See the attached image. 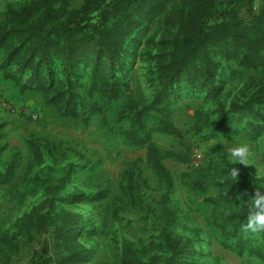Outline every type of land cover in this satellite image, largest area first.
I'll list each match as a JSON object with an SVG mask.
<instances>
[{
  "label": "rangeland",
  "instance_id": "1",
  "mask_svg": "<svg viewBox=\"0 0 264 264\" xmlns=\"http://www.w3.org/2000/svg\"><path fill=\"white\" fill-rule=\"evenodd\" d=\"M39 1L0 0V264H264V232L242 230L264 169V18L251 24L264 0H126L101 25L85 15L92 0H52L47 14ZM43 27L70 29L34 60L79 118L5 76L37 85L24 54ZM103 77L129 88L111 98ZM129 101L144 129L123 113ZM163 116L179 136L159 130ZM146 134L174 154L171 187ZM238 141L249 165L228 159Z\"/></svg>",
  "mask_w": 264,
  "mask_h": 264
},
{
  "label": "trees",
  "instance_id": "2",
  "mask_svg": "<svg viewBox=\"0 0 264 264\" xmlns=\"http://www.w3.org/2000/svg\"><path fill=\"white\" fill-rule=\"evenodd\" d=\"M91 1V0H90ZM126 0H92L89 2L88 6L85 7V15H87L88 20L97 19L99 20L100 25L104 24L110 16L114 15V13L121 7L125 6ZM52 3V0H40L38 2V5L36 6V11H42L43 14L47 13H53L50 9V5ZM29 13L28 11H25L23 13L20 12H14L13 14V22L15 26L20 25L23 21H27L26 15ZM97 13V15L92 16L93 14ZM258 15V14H257ZM264 18V9H262L261 14H259L254 22L251 24L253 26H258V22L261 21ZM43 22V21H42ZM35 28L39 29L37 27V23H35ZM32 28V26H31ZM28 27L25 28L27 30ZM227 31V30H226ZM38 36V42H35V44L32 46L31 49H28L25 52V58L31 62V64L36 65L34 68V81L37 83L36 86L33 85H22L21 81L18 77L11 75L9 73H6L5 76L8 79H11L15 81L18 85H21L22 90H40L43 91L45 94L47 100L49 103L53 104L56 109L58 110L60 116L62 117H72V118H79L80 117V111L78 110L77 104H74L71 98L68 97V92L64 91L63 89H57L53 90V87L55 88V79L50 78L49 76H46L42 73V67L41 63L35 62V53L38 48H41L42 45L46 42V40L56 35L58 37H69L70 35V29L69 28H45L43 27L40 32L37 34ZM37 37H35L37 41ZM3 44L6 46V39L3 38L2 40ZM8 48V47H6ZM44 51V49H42ZM14 56V54L12 55ZM68 60L73 62L75 59L68 57ZM54 77V75L52 76ZM95 77H98V73H95ZM104 79L103 87L106 92L111 93V98H119L126 89L129 88L128 84L122 83L120 80H111L109 78ZM159 109V108H154ZM99 111L98 105L94 104L92 107L91 114ZM136 112L134 116L135 124L139 125L140 128H145V117H146V110H139V107L136 102L129 101L123 110V113H134ZM169 118V117H168ZM258 120V119H257ZM259 120H261L259 118ZM159 130L163 133L179 136L180 131L172 126L169 123V120L163 116L160 121V127ZM138 142L141 144H147L148 149V161L154 168L156 174L162 181H167L169 186L171 187L173 185L172 175L169 172L166 165L163 163V159L167 157H172L174 154L172 152H163L158 146L152 141L151 134H146L145 136H141L138 138ZM35 154L37 155V158H41L42 154L40 150L34 146ZM193 160V156H192ZM192 162V161H191ZM192 165V164H191ZM247 183L250 182V178L247 174L246 176ZM243 241V239H241ZM244 245V243L242 242ZM44 264H47L46 262Z\"/></svg>",
  "mask_w": 264,
  "mask_h": 264
},
{
  "label": "clouds",
  "instance_id": "3",
  "mask_svg": "<svg viewBox=\"0 0 264 264\" xmlns=\"http://www.w3.org/2000/svg\"><path fill=\"white\" fill-rule=\"evenodd\" d=\"M252 157V146L243 141H238L228 150V159L233 163L249 165ZM240 169L233 167L230 170V177L238 181ZM260 185L255 188V195H252L246 207L248 209L247 222L242 225V230L249 234L264 232V169L260 171ZM233 210H236L235 208Z\"/></svg>",
  "mask_w": 264,
  "mask_h": 264
},
{
  "label": "built area",
  "instance_id": "4",
  "mask_svg": "<svg viewBox=\"0 0 264 264\" xmlns=\"http://www.w3.org/2000/svg\"><path fill=\"white\" fill-rule=\"evenodd\" d=\"M203 160H204L203 153L199 149H196L193 156V160L191 162L192 166H194L195 168L201 167Z\"/></svg>",
  "mask_w": 264,
  "mask_h": 264
}]
</instances>
